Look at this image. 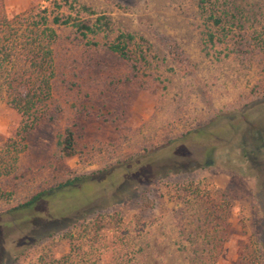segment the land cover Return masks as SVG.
<instances>
[{
	"label": "rangeland",
	"instance_id": "1",
	"mask_svg": "<svg viewBox=\"0 0 264 264\" xmlns=\"http://www.w3.org/2000/svg\"><path fill=\"white\" fill-rule=\"evenodd\" d=\"M2 1L0 264H264V0H222L233 31L214 44L197 0ZM56 14L98 34L79 41ZM43 16L58 34L48 115L62 111L22 142L9 82ZM120 32L136 37L128 81L104 47ZM73 124L82 154L60 162ZM77 176L80 191L10 212Z\"/></svg>",
	"mask_w": 264,
	"mask_h": 264
},
{
	"label": "trees",
	"instance_id": "2",
	"mask_svg": "<svg viewBox=\"0 0 264 264\" xmlns=\"http://www.w3.org/2000/svg\"><path fill=\"white\" fill-rule=\"evenodd\" d=\"M197 1L199 9L206 15L211 28L209 41L213 44L216 42H223L233 31L232 27L234 25V22L230 21L228 8L225 7L226 3L222 0ZM43 11L44 13L46 12L45 9ZM102 19L104 18H99L98 21L100 22ZM48 20L49 18L47 16H43L41 26H38V30L34 33V43L22 47L20 62L17 64L15 75L9 82L11 104L22 117L21 127L17 134L22 142L26 141L28 134L36 128L42 119L48 118L52 121L56 119L57 115L61 114L60 111H62L60 106H56L54 108L55 114L52 116L48 115V101L52 96L53 79L56 73L55 51L52 44L58 39L57 32L52 27L48 26ZM10 24L11 21L8 17L6 6L4 2L0 0V29H6ZM52 24L57 27L75 28L76 32L79 34V41L81 39L88 40L90 36H96L98 34L96 25L94 26L84 21L75 20L70 15L66 14L54 15ZM41 39L47 41L45 46L42 44ZM135 41L136 37L133 34L129 32H120L113 40L104 44L107 52L117 56L120 60L130 65L127 81L130 77H136L139 72L138 59L135 58L132 50ZM88 46H98V42L89 41ZM172 49L175 56L179 57V47L172 45ZM82 109L83 112L88 110V108ZM76 127L77 125L73 124L64 131L63 140L60 142V162L80 157L82 154L79 149L80 137H78L75 131ZM25 147L24 145L23 148ZM4 171H6V173H11V170ZM86 180L87 178L85 176H77L68 179L58 184L56 188L42 191L32 196L28 201L11 209L10 212L38 210L41 206L44 207L47 201L56 194L80 191V189L87 184ZM155 183H158V180H155ZM47 213H49V211Z\"/></svg>",
	"mask_w": 264,
	"mask_h": 264
}]
</instances>
